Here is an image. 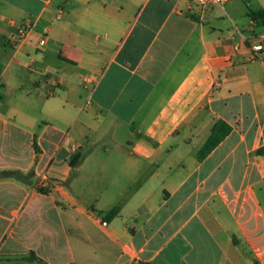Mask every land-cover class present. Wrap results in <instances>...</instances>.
<instances>
[{
	"label": "crops",
	"instance_id": "obj_1",
	"mask_svg": "<svg viewBox=\"0 0 264 264\" xmlns=\"http://www.w3.org/2000/svg\"><path fill=\"white\" fill-rule=\"evenodd\" d=\"M242 1L0 0V264H264V1Z\"/></svg>",
	"mask_w": 264,
	"mask_h": 264
},
{
	"label": "built area",
	"instance_id": "obj_2",
	"mask_svg": "<svg viewBox=\"0 0 264 264\" xmlns=\"http://www.w3.org/2000/svg\"><path fill=\"white\" fill-rule=\"evenodd\" d=\"M232 1V0H194V2L200 6V7H209V6H223L225 3ZM32 26L29 23H24L21 24L15 34V41L19 44L22 45L24 44L30 37V34L32 32ZM40 46H44L46 44V37L43 36L39 42ZM253 51L256 53H263L264 52V36L261 40L260 43L256 44L253 46ZM85 82H88V78H84ZM50 96H54L55 92L51 91ZM72 153L76 152V149H71ZM37 188H44L47 189V178H43L38 181L37 183ZM103 225H107L106 223L103 222Z\"/></svg>",
	"mask_w": 264,
	"mask_h": 264
},
{
	"label": "trees",
	"instance_id": "obj_3",
	"mask_svg": "<svg viewBox=\"0 0 264 264\" xmlns=\"http://www.w3.org/2000/svg\"><path fill=\"white\" fill-rule=\"evenodd\" d=\"M230 131H231V128L225 122H223V121L219 122L216 125V127H215V129H214V131H213V133L211 135V137L209 138V140L207 141V143L205 144V146L199 152V156L201 158L206 157L226 137V135ZM258 154L264 156V147H262V148H260L258 150ZM79 159H80L79 157L74 158L71 161V165L73 167H76L78 165V163L80 162ZM8 175H10L11 177L20 179V180L25 179L24 174L21 173V172H19V171L9 172ZM38 190L41 193H46L47 192V190L44 189V188H38ZM117 211H118V208L115 209V210H113L110 215L112 216V215L116 214ZM32 255L33 256H31L29 258L30 260L40 261L39 258H37L34 253Z\"/></svg>",
	"mask_w": 264,
	"mask_h": 264
},
{
	"label": "rangeland",
	"instance_id": "obj_4",
	"mask_svg": "<svg viewBox=\"0 0 264 264\" xmlns=\"http://www.w3.org/2000/svg\"><path fill=\"white\" fill-rule=\"evenodd\" d=\"M264 0H247V1H242V3L238 6H236V13L242 14L246 9H255L259 6H261L262 2ZM227 8L229 10L230 15L233 17V2L227 5ZM39 262V261H38ZM41 263V262H40Z\"/></svg>",
	"mask_w": 264,
	"mask_h": 264
}]
</instances>
